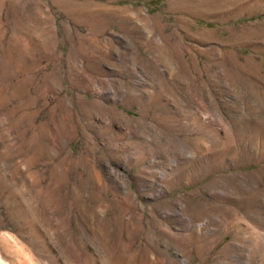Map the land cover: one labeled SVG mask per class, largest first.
I'll return each mask as SVG.
<instances>
[{
	"label": "rangeland",
	"instance_id": "1",
	"mask_svg": "<svg viewBox=\"0 0 264 264\" xmlns=\"http://www.w3.org/2000/svg\"><path fill=\"white\" fill-rule=\"evenodd\" d=\"M0 264H264V0H0Z\"/></svg>",
	"mask_w": 264,
	"mask_h": 264
}]
</instances>
